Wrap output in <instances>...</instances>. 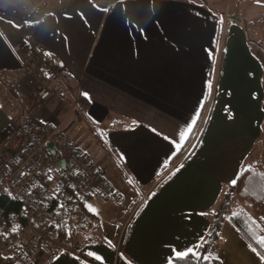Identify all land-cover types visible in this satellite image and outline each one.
<instances>
[{
    "label": "crops",
    "instance_id": "crops-1",
    "mask_svg": "<svg viewBox=\"0 0 264 264\" xmlns=\"http://www.w3.org/2000/svg\"><path fill=\"white\" fill-rule=\"evenodd\" d=\"M48 1L35 8L19 0L0 13V143L28 119L58 125L66 141L78 118L99 135L139 144L149 160H131L136 175L124 167L134 181L129 189L94 164L112 194L86 199L88 222L76 215L72 231L98 264H168L174 250L204 238L224 186L251 167L247 159L264 134V0H236L230 8L229 0L219 8L207 4L214 0ZM49 60L61 75L40 71ZM40 77L60 92L37 99ZM212 87L203 137L178 164L197 139L189 129ZM42 258L90 264L50 246Z\"/></svg>",
    "mask_w": 264,
    "mask_h": 264
},
{
    "label": "built area",
    "instance_id": "built-area-1",
    "mask_svg": "<svg viewBox=\"0 0 264 264\" xmlns=\"http://www.w3.org/2000/svg\"><path fill=\"white\" fill-rule=\"evenodd\" d=\"M39 68L53 75H59L63 69L54 60L41 63ZM42 79L38 78L40 87L36 94L40 101L58 94L59 89V84L46 85ZM72 145L64 141L58 125L37 124L30 119L21 130L11 131L0 143V195L7 192L25 212L24 228L17 234L12 227L0 228V251L13 255L20 264H50L42 258L48 246L98 264L85 255L83 242L70 236L72 221L78 215L79 223L87 224L81 200L92 194L109 197L111 187L101 171ZM62 172L73 180L69 183ZM50 208H64L62 220L68 237L39 227L36 222L39 211ZM10 219L12 224L20 220L14 213Z\"/></svg>",
    "mask_w": 264,
    "mask_h": 264
},
{
    "label": "trees",
    "instance_id": "trees-1",
    "mask_svg": "<svg viewBox=\"0 0 264 264\" xmlns=\"http://www.w3.org/2000/svg\"><path fill=\"white\" fill-rule=\"evenodd\" d=\"M18 1L19 0H0V13H2L4 10L8 8H11ZM28 1L32 3L36 8L40 4L48 0H28ZM219 68L220 66H218L217 69L216 67L214 68V71L212 73L213 78L218 76ZM61 74L62 72L59 73V75ZM215 89L216 87L213 88V90L211 89L208 93L211 100V106L208 112V117L204 125L201 127L202 118L204 112L207 109V104L209 102V100L207 99L204 108L202 110V115L198 120V123L195 126L194 130L191 133L192 138L195 135H197L196 136L197 139L195 143H193V145L191 146L188 153H186L184 156H180V158L177 159L179 160L178 164L184 163L190 157L191 153L194 152L198 143L203 137L204 131L210 119L212 109L215 103V92H216ZM59 92L60 91L58 90V93ZM79 101L80 103H82L83 99L81 98ZM33 122L37 124H45L44 122H41L39 120L37 122L35 121ZM60 135H62L61 132ZM75 151L80 152L82 156L87 158L90 161V163L93 164L91 160L86 156V153H82L79 149H76ZM179 154H177V156ZM177 156H175V158H177ZM175 158H173L174 160L172 159L173 160L172 162L175 161ZM173 173H175V170L167 173L165 177L160 181V183L156 185V189H158L160 185H162L167 179H169L173 175ZM62 176L66 177L69 183L73 180V177L65 172H62ZM235 180L237 181L235 185L229 182L227 185L224 186V189L222 191L221 197L219 199L216 208L211 211V213H213V221L208 231L207 238L205 239L207 243H204L203 247L199 249L201 259L195 260L191 255H189L188 257L183 259H179V258L175 260L171 259L168 262V264H210L211 263L210 258L205 260L203 259V257L206 255V252L209 250L211 243L213 241H216L217 239H221V232L226 222H229L235 228V230L243 237V239L253 249H255L257 254H259L261 257L264 258V164L261 161L256 162L253 166L247 168L244 172H242ZM90 197H93V195H86L81 200V204L86 212H88V210L84 206L85 201ZM70 199H73V196ZM12 213L17 214L20 218L17 224H12L11 222L10 215ZM65 213L66 212L64 208H60V209L50 208V209H46L43 213H40V215L45 220L47 219L45 217L46 215L49 216L50 220L54 218V220L51 223L49 222V225L46 226L45 230L50 229L51 231L57 233L59 237H64V238L68 237L69 234H67L62 220L63 214ZM88 218H87V222H88ZM24 220H25V212L23 207L18 202H15L7 192H3L0 195V228L12 227L14 229V232L17 234L18 232L23 230ZM71 235L74 236L73 233ZM215 260L218 261V259ZM0 264H20V263L17 262L16 258L13 255L5 254L0 251Z\"/></svg>",
    "mask_w": 264,
    "mask_h": 264
},
{
    "label": "rangeland",
    "instance_id": "rangeland-1",
    "mask_svg": "<svg viewBox=\"0 0 264 264\" xmlns=\"http://www.w3.org/2000/svg\"><path fill=\"white\" fill-rule=\"evenodd\" d=\"M24 1L27 2L26 0ZM64 2L65 1L62 0H49L48 4L51 3V5L53 6H62ZM203 2H204L203 4L206 3L205 0H203ZM214 2L215 4L214 3H207V4L212 7L219 8L222 6L223 0H214ZM235 4H236V0H229L228 2V5H230L229 8L233 7ZM220 15H222V12H220ZM215 82H216V77H214V84ZM208 96L207 99L209 100V102L207 104V109L204 112L202 118L201 127L204 125L208 117V112L211 106L210 96L209 98ZM77 113H81V111L77 109L74 112L73 116H76ZM76 120H77L76 124L72 127V129H70L66 133V139H67L66 141L73 143V147L75 150L79 149V150L87 151L89 159L93 162V164L101 166L102 171L104 172L106 178L108 177V180L110 182H114V180L117 178V180H119L120 182L125 183L126 189H129L130 187L128 182H134L133 179H129L130 176H132L130 175V171L133 173V175H136L134 172L135 170L134 171L131 170V168L135 164L131 160L134 159L137 162L138 160L143 158L142 154L136 151V149L139 147V144L131 143L126 145L124 141L117 142L116 140H112L111 137L107 138L104 135H99L93 123L86 121L82 122L78 118H76ZM110 143H113L115 145L116 147L115 150H112L109 147ZM143 159L144 161H146L149 160V157L146 155V157ZM155 160H156L155 158L152 159L153 162ZM258 160L264 162V134L260 138V141L257 143L254 149V153L248 157L246 163L249 166L250 165L253 166V163L254 162L256 163V161ZM124 167L130 169V171L125 169ZM138 168H140L139 165ZM125 194L126 192H124V195ZM133 194L134 193H131V196ZM123 205L124 208L127 206V204H123ZM120 211L122 210L120 209ZM36 222H38L37 219ZM40 223L41 224L39 225V227L43 229H46V226L49 225V221L43 218L40 219ZM124 223L125 220L123 224ZM108 224H112V223H108L106 221L103 223L104 226H107ZM113 228H115L114 225ZM47 231L53 233L50 229ZM207 235L208 232L204 236L203 238L204 240L207 238ZM122 236L124 238L123 239L124 242L126 235L124 236V232L120 230L118 234V238ZM108 239L115 240L113 236L111 237L109 236ZM206 255L211 260L210 264H264V258L261 257L259 254H257L255 249H253L243 239V237L235 230V228L229 222H226L224 224V227L221 232V239H217L216 241H213L211 243L209 250L206 252ZM215 259H218V261H216Z\"/></svg>",
    "mask_w": 264,
    "mask_h": 264
},
{
    "label": "snow or ice",
    "instance_id": "snow-or-ice-1",
    "mask_svg": "<svg viewBox=\"0 0 264 264\" xmlns=\"http://www.w3.org/2000/svg\"><path fill=\"white\" fill-rule=\"evenodd\" d=\"M189 134H191V130L189 129ZM181 139H185V133L181 132L179 134ZM179 169H177L178 171ZM231 183L233 185H235L237 183V181L235 179H233L231 181ZM204 243H207V241H205L203 238H201L200 241H198L195 245H191L188 248L181 250V251H173V257L171 258L172 260H175L177 258L179 259H183L188 257L189 255H191L195 260H200L201 259V255L199 252V249L203 247ZM203 259L207 260L209 259V257L207 255H205L203 257Z\"/></svg>",
    "mask_w": 264,
    "mask_h": 264
}]
</instances>
